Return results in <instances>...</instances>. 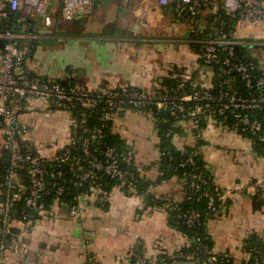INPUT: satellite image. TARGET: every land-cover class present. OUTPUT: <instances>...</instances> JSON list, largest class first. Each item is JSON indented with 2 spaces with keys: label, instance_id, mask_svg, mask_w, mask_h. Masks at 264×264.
I'll return each instance as SVG.
<instances>
[{
  "label": "crops",
  "instance_id": "1",
  "mask_svg": "<svg viewBox=\"0 0 264 264\" xmlns=\"http://www.w3.org/2000/svg\"><path fill=\"white\" fill-rule=\"evenodd\" d=\"M11 15L20 29L16 42L26 51L28 70L44 79L83 87L103 81L111 87L156 92L166 88L165 81L185 72L199 84H209L199 73L196 51L183 39L185 25L174 20L170 6H160L157 0L129 6L101 0L71 21L62 17L61 0H51L44 15L32 12L24 21L18 12ZM31 107L34 112L22 117L32 128L29 139L50 153L58 141L66 140V116L36 102ZM110 117L112 133L132 152L140 177L150 183L146 195L135 199L108 185L102 200L97 194L80 199L81 218L53 203L24 234L27 252L13 244L7 264H123L121 255L132 248L142 247L154 259L157 243L168 251L182 244L184 233L169 223L167 207L184 200L183 182L176 176L158 181L155 118L135 110ZM172 144L181 151L199 150L216 191L240 182L264 181V157L217 120L208 119L201 128L181 121ZM155 199L163 204L155 205ZM226 199L208 220V234L215 252L227 253L232 264H243L248 259L244 248L248 238L255 234L264 241V191L253 196L236 192Z\"/></svg>",
  "mask_w": 264,
  "mask_h": 264
},
{
  "label": "built area",
  "instance_id": "2",
  "mask_svg": "<svg viewBox=\"0 0 264 264\" xmlns=\"http://www.w3.org/2000/svg\"><path fill=\"white\" fill-rule=\"evenodd\" d=\"M50 1L0 0V264H7L13 244L27 252L24 234H28L34 214L45 212L50 196L76 218L83 214L82 197L97 194L103 199L107 178L128 196L141 198L132 152L102 146L106 125L89 123L99 106L109 115L135 110L153 116V110L165 111L174 120L188 118L196 128L204 120L230 117L232 123L224 124V130L246 136L251 147L264 145V0H157L160 6H170L176 21L185 25L183 39L197 50L202 64L199 73L209 84H199L183 72L173 88L156 92L128 85L111 87L103 81L83 87L31 73L26 51L16 42L20 35L8 28L5 20L13 12L19 13L21 21L32 12L44 15ZM98 1L61 0L62 17L71 21ZM117 1L129 6L144 0ZM31 102L66 116V140L58 141L50 153L32 143V128L22 121L25 113L34 112ZM199 138L196 132V145ZM194 150L177 166L192 168L188 186L197 199H206L211 211L216 212L220 203L236 192L253 196L264 191L263 180L240 182L215 193L202 189L208 178L197 170ZM2 153L7 165L1 169ZM166 156L174 159L170 153ZM67 184L77 189L87 186L89 192L74 194L73 202L61 203ZM24 193L21 206H16ZM169 209L179 210L175 204ZM177 217L193 227L200 214L190 209L179 211ZM154 252L157 256L153 259L142 247L132 248L121 260L123 264H219L229 260L227 253L209 249L195 232L184 234L182 244L173 251L157 243ZM246 252L250 259L251 253Z\"/></svg>",
  "mask_w": 264,
  "mask_h": 264
},
{
  "label": "trees",
  "instance_id": "3",
  "mask_svg": "<svg viewBox=\"0 0 264 264\" xmlns=\"http://www.w3.org/2000/svg\"><path fill=\"white\" fill-rule=\"evenodd\" d=\"M172 11V8H171ZM173 14V18L176 21V18L174 16V13L172 11ZM5 22L7 23V27L11 28L14 32L18 33L20 32V29H18V25H15V23H13V18L12 15H8V18L5 20ZM182 24V23H181ZM197 53V50L194 49ZM199 60V59H198ZM199 66L202 65L200 63V61H198ZM183 72H180L177 77H175L174 79H171L169 81H165L164 85H166L167 89H171L173 88L178 80L179 77L182 75ZM72 84V83H69ZM96 113L93 115V120L90 119L89 123L91 124H105L106 127L104 129V136L101 139L102 141V146H114L117 148V150L119 151H127L128 148L123 144V142L121 141V139L119 138L118 135L113 134L111 131V117L108 114V112H106L105 110H102V106L97 107L96 109ZM153 117L156 120V130H157V135H158V148H159V165H160V177L158 179V181L161 180H167L171 177H178L183 183V189H184V200L182 202H172V204H175L179 210L178 211H170L169 207L172 205H169L167 207V214H168V220L169 223L172 225H176L178 226L181 231L184 234H190L192 232L197 233L202 240V243L205 244L209 249H211L214 253L215 250L213 249V243L211 241L210 235L208 234V230H207V222L210 218L213 217L214 213L213 211H211L206 204V199L205 198H200L197 199V195L196 193H194L188 186L189 184V174L191 172H193L192 168L187 166V167H179L177 166V163L183 159H185L192 150H194L193 148H188L185 149V151H181V150H177L173 144H172V137L173 135L177 132L178 130V124L181 123V121L183 120H189L188 118L185 119H179V120H174L172 117L169 116V114L165 111H157V110H153ZM217 121L220 123L221 126H223L224 124H231L232 123V119L230 117H227V119L224 121V119L220 118L217 119ZM205 120L198 126V127H202L204 124ZM169 132V135H167V133ZM244 138H246V136L243 135ZM253 150L258 153L260 156L264 157V145L263 144H255L252 146ZM197 152L194 156L196 165H197V170L200 172H203L204 175L208 178L207 183L205 185L202 186V189H207L210 192L215 193L216 189L213 185L212 182V178L208 172V170L206 169V165L204 163V160L202 158V156L199 154V150L195 149ZM194 150V151H195ZM4 153V152H3ZM2 153L1 159H2V164H1V169L5 167V165H7L6 162V157H4V154ZM165 153V154H164ZM166 153H170L172 155V157L174 158L173 160H169L166 156ZM132 170H135V167L132 165ZM137 174H139L137 172ZM138 182L136 184V190L138 192V194L141 197H144L147 193V189L150 185V183L148 181H145L142 177L138 176ZM105 186L107 187L108 185H112L113 182L111 180H109L108 178L105 180ZM24 184L26 185V182L24 181ZM89 187V185H88ZM88 190V191H87ZM80 192L83 193H87L89 192V189L87 188V186H83L82 189H77L76 187L72 186L71 184H67V192L64 196L60 197L59 202L62 203L63 201L66 202H73L71 200V198L73 197L74 194H78ZM218 192H220L218 190ZM25 196V193L22 194L21 198L16 202V206H21L22 202H23V198ZM54 198L53 197H48V199L45 201V210H48L49 207L53 204V203H58V202H53ZM227 201V199L225 198V200L223 202L220 203L219 208L223 205V203H225ZM153 203L155 205H162V201L159 200H154ZM218 208V209H219ZM190 209H195L199 212L200 214V218L197 220L196 224L193 227H189L184 225L182 222H180V219L177 217V213L183 212L185 210H190ZM40 216V213H36L34 214V216L32 217V221H31V225L33 223V221L38 218ZM16 231H19L16 228ZM245 250L249 251L251 254L250 259H248L247 261H245L243 264H264V241L257 237L255 234L251 235L248 240L246 241V244L244 245ZM225 253V252H224ZM220 257V256H219ZM204 258V257H203ZM256 258V261L254 260ZM219 264H232L231 259L229 258L228 261L223 260L221 262H219Z\"/></svg>",
  "mask_w": 264,
  "mask_h": 264
},
{
  "label": "water",
  "instance_id": "4",
  "mask_svg": "<svg viewBox=\"0 0 264 264\" xmlns=\"http://www.w3.org/2000/svg\"><path fill=\"white\" fill-rule=\"evenodd\" d=\"M13 14L15 15V14H17V12H13ZM2 46V42H0V47Z\"/></svg>",
  "mask_w": 264,
  "mask_h": 264
}]
</instances>
